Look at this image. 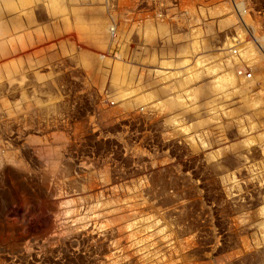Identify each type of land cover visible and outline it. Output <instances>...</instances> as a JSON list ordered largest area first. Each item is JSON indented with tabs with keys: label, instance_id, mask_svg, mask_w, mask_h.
<instances>
[{
	"label": "rangeland",
	"instance_id": "374dc122",
	"mask_svg": "<svg viewBox=\"0 0 264 264\" xmlns=\"http://www.w3.org/2000/svg\"><path fill=\"white\" fill-rule=\"evenodd\" d=\"M252 32L264 0H0V264H264Z\"/></svg>",
	"mask_w": 264,
	"mask_h": 264
},
{
	"label": "bare ground",
	"instance_id": "6f19581e",
	"mask_svg": "<svg viewBox=\"0 0 264 264\" xmlns=\"http://www.w3.org/2000/svg\"><path fill=\"white\" fill-rule=\"evenodd\" d=\"M18 1H19V0H18ZM17 7H18V6H17ZM13 9H14V8H13ZM79 14H80V13H79ZM79 14H77V16H78ZM241 16H242V15H241ZM94 17H95V16H94ZM97 17H98V16H97ZM77 19H78V18H77ZM226 19H227V18H226ZM230 19H231V18H230ZM244 21H245V20H244ZM91 27H92V29H93L92 35H93L95 38H97V39H101V38L106 34V30H107V28H106V25L103 24V23H97V24H95V25H92V24H91ZM82 28H83V27H82ZM116 29H117V28H116ZM111 31L113 32L112 34H114V31L116 32L115 29H112V26H111ZM111 31H110V32H111ZM107 33H108V32H107ZM252 33H255V32H252ZM110 34H111V33H110ZM255 34L257 35L258 40H259V39L262 40V38H264V35H259V33L257 34V32H256ZM110 36H111V35H110ZM255 38H256V37H255ZM256 41H257V40H256ZM244 50H245V49H244ZM244 50H243V51H244ZM263 51H264V50H263ZM230 52H231V50H230ZM230 52H229V53H230ZM244 52H245V51H244ZM250 52H251V51H250ZM231 53H232V52H231ZM249 54H250V53H249ZM249 54L246 53V57H247V55L249 56ZM251 55H252V54H251ZM244 56H245V55H243V57H244ZM252 56H254V55H252ZM252 56H250L249 58L251 59ZM104 57H105V56H104ZM235 57H236V56H235ZM237 57H238V56H237ZM237 57H236V60H237ZM241 57H242V56H241ZM246 57H244L243 59H247V58H248V57H247V58H246ZM224 58H225V57H224ZM252 59H253V58H252ZM233 60H234V58H233L232 60H230V61H229V59H226V58H225L224 60L222 59V62H221L222 67H225V66H229V65H231V64H232L231 61H233ZM238 60H239V59H238ZM240 60H241V59H240ZM258 60H259V59H258ZM247 61H248V60H247ZM233 62H234V61H233ZM256 62H257V61H256ZM95 63H97V62H95ZM237 64H238V63H237ZM241 65H242V64H241ZM219 66H220V65H219ZM121 67H122V66H121ZM213 67H214V66H213ZM210 68H212V67H210ZM8 69H9V68H8ZM193 70H194V69H193ZM211 70H212V69H211ZM92 71H93V70H92ZM211 72H212V71H211ZM92 73H93V72H92ZM171 73H172V72H171ZM196 73H197V72H196ZM243 73H244V72H243ZM194 74H195V73H194ZM194 74H193V75H194ZM197 74H198V73H197ZM226 74H227V73H226ZM228 74H229V73H228ZM244 74H245V73H244ZM193 75H192V76H193ZM230 75H231V73H230L228 76L225 75V76L220 77V78H219V81H217L216 84H223V83L226 84V83H230L231 81L233 82L232 78H234V77L231 78ZM250 75H251V73H250ZM250 75H247V77H249ZM122 76H123V75H122ZM194 76H195V75H194ZM197 76H198V75H197ZM216 76H217V75H216ZM229 76H230V77H229ZM237 76H239V75L237 74ZM245 76H246V75H245ZM245 76H244V77H245ZM242 77H243V76H242ZM246 79H247V78H246ZM237 80H238V79H237ZM237 80H236V81H237ZM241 80L243 81V79H241ZM250 81H251V80H250ZM232 82H231V83H232ZM240 83H241V82H240ZM242 83H244V82H242ZM214 84H215V83H214ZM245 85H247V82H246ZM224 86H225V85H224ZM224 86H223V87H224ZM231 86H232V85H231ZM242 86H244V85H242ZM212 87H213V86H212ZM221 87H222V86H221ZM214 88H216L215 85H214ZM226 88H227V87H226ZM211 89H212L211 87H210V89H206V88H201V89H200V88H199V90H195L194 92H195V94H196V92H197V93H200V90H202L203 92H207V91L210 92V91H212ZM228 89H229V88H228ZM231 89H232V88H231ZM231 89H230V90H231ZM241 89H243V88L241 87ZM214 90H215V89H214ZM237 90H238V89H237ZM228 91H229V90H228ZM228 91H227V92H228ZM235 91H236V90H235ZM224 92H225V91H224ZM239 92H240V91H239ZM239 92H238V93H239ZM225 93H226V92H225ZM232 93H233V92H232ZM240 93H241V92H240ZM146 94H147V93H146ZM197 95H198V94H197ZM222 95H223V94H222ZM225 95H226V94H225ZM248 95L250 96V94H248ZM245 96H246L247 98H249L247 95L244 94V97H245ZM148 97H149V96H148ZM253 97H254V96H253ZM255 97H256V96H255ZM263 97H264V96H263ZM247 98H246V99H247ZM261 98H262V96H261ZM250 99H251V98H250ZM253 99H254V98H253ZM253 99H252V100H253ZM256 99H257V98H256ZM263 99H264V98H263ZM178 100H180V99H178ZM184 100H185V99H184ZM258 100H259V98H258ZM258 100H257V101H258ZM173 101H175V100H173ZM180 101H181V100H180ZM246 101L248 102V100H246ZM129 102H132V100H130ZM136 102H137V101H136ZM170 102H171V101H170ZM181 102H182V101H181ZM252 102H253V101H252ZM252 102H251V104H252ZM49 103H50V102H49ZM164 103H165V102H164ZM175 103H176V102H175ZM165 104H166L167 106H174V104L171 105L172 103H169V102H168V103L166 102ZM180 104H181V103H180ZM205 117H206V116H205ZM248 121H249V120H248ZM248 121H247V122H248ZM255 121H256V120H255ZM260 122H261V121H260ZM239 123H240V122H239ZM250 125H251V124H250ZM244 127H245V126H243V128H244ZM249 129H250V127H249ZM259 131H260V130H259ZM258 135H259V134H258ZM248 138H249V137H248ZM252 139H253V138H252ZM238 140H239V139H238ZM250 141H251V140H250ZM239 142H241V141H239ZM244 142H245V141H244ZM209 154H210V153H209ZM16 158H17V157H16ZM54 170H55V169H54ZM92 182H93V181H92ZM92 182H91V183H92ZM93 183H94V182H93ZM95 184L97 185L96 182H95ZM96 185H95V186H96ZM93 186H94V185H93ZM95 186H94V187H95ZM92 193H93V192H92ZM94 195H95V194H94ZM183 243H184V242H183Z\"/></svg>",
	"mask_w": 264,
	"mask_h": 264
},
{
	"label": "crops",
	"instance_id": "0c3cea01",
	"mask_svg": "<svg viewBox=\"0 0 264 264\" xmlns=\"http://www.w3.org/2000/svg\"><path fill=\"white\" fill-rule=\"evenodd\" d=\"M78 14H79V12H78ZM100 14L101 13H99L98 15H96L95 17H93V19H94V21H93V23H90V24H95V23H104L107 27H109V26H111V24H108L105 20H103L102 19V17H100ZM98 16V17H97ZM75 17H76V20H80L83 16H82V14L80 13L78 16H77V13H76V15H75ZM78 18V19H77ZM233 18V17H232ZM232 20V19H231ZM114 25H116L117 27H119V24H114ZM109 37H111L110 36V34L108 33L107 35L105 34V38H107V39H109ZM104 38V39H105ZM104 41V40H103ZM263 44H264V40H262V46H263ZM228 45V43L226 44V46ZM224 48H226V47H224ZM224 48H222L221 50H223V51H221V55H220V58L222 59L223 58V56L225 57V58H227V59H230L228 56H230L229 54V52L228 53H226L227 51L226 50H224ZM248 48V49H247ZM244 49H247L249 52L251 51V53H253V55H254V59H251V60H248V61H252V62H256V61H258V54H257V50L255 49V47L254 46H252V45H244L243 46V50ZM243 52V51H242ZM240 59H242V60H245V59H243L241 56H239V60ZM234 64H235V62H234ZM234 64H232L231 66H225L224 68H223V72H221L220 74H219V76H222V75H225L226 73L228 74V73H233V72H235V71H237V70H235V68H234ZM233 66V67H232ZM260 66V65H259ZM259 66H258V68H259ZM206 69V68H205ZM264 70H262L261 72H263ZM234 75V74H233ZM218 76V75H217ZM238 80H239V83L237 84L238 86H240V82H241V80L238 78ZM247 80H251V79H247ZM250 82V81H249ZM254 84V81H253V83L251 82V85H253ZM237 85H234V86H232L233 87V91H235L236 89H237ZM250 85V86H251ZM262 95H264V91H262V92H260V94L259 93H257V94H255V98L254 99H256V100H258V98H259V100H262V98H261V96ZM180 97V96H179ZM264 98V97H263ZM177 98H174V97H172V98H170L169 100H176ZM249 101L250 102H252V98L251 99H249ZM180 105V104H179ZM173 107V106H172Z\"/></svg>",
	"mask_w": 264,
	"mask_h": 264
},
{
	"label": "built area",
	"instance_id": "2783aa9c",
	"mask_svg": "<svg viewBox=\"0 0 264 264\" xmlns=\"http://www.w3.org/2000/svg\"><path fill=\"white\" fill-rule=\"evenodd\" d=\"M234 51H235V49H234ZM239 70H240V69H239ZM239 72H240V71H239ZM243 72L246 73V75H250V72H249V71H246V72H245V71L243 70Z\"/></svg>",
	"mask_w": 264,
	"mask_h": 264
}]
</instances>
